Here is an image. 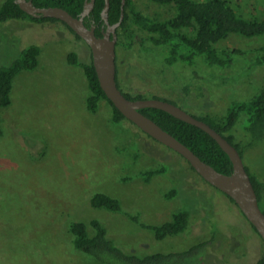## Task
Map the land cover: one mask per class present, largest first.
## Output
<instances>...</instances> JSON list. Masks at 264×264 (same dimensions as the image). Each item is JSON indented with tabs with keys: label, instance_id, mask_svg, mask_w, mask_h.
<instances>
[{
	"label": "rangeland",
	"instance_id": "rangeland-1",
	"mask_svg": "<svg viewBox=\"0 0 264 264\" xmlns=\"http://www.w3.org/2000/svg\"><path fill=\"white\" fill-rule=\"evenodd\" d=\"M228 1L246 18H264V0ZM133 3L155 20L174 13L170 5L151 0ZM132 28L143 42L116 46L125 93L156 96L193 116L220 120L232 101H246L264 89V64L256 62L264 35L222 40L219 49L242 52L225 67L208 66L203 58L191 66H167L161 54L167 47L152 48L146 42L149 34ZM33 44L41 47L37 68L14 78L11 105L0 108V264H100L74 248L69 232L70 222L94 218L110 238L140 256L210 240L207 264H255L263 257V240L240 209L184 157L128 120L112 123L111 106L104 100L95 113L87 110L84 72L69 63L68 55L77 52L81 62H90L91 51L63 23L3 22L0 67ZM243 124L233 134L244 147L245 167L264 182V140L248 145ZM160 167L166 171L149 181L139 177ZM171 189L176 196L166 198ZM97 192L119 199L123 212L93 208L90 198ZM260 205L264 211V192ZM179 209L190 213L181 235L158 241L140 225H160Z\"/></svg>",
	"mask_w": 264,
	"mask_h": 264
},
{
	"label": "trees",
	"instance_id": "trees-1",
	"mask_svg": "<svg viewBox=\"0 0 264 264\" xmlns=\"http://www.w3.org/2000/svg\"><path fill=\"white\" fill-rule=\"evenodd\" d=\"M151 1L173 7V16L165 20H155L137 10L133 0H125L123 6L124 17L117 28L118 41L116 46L121 43L126 47H130L137 40L141 43L143 42L132 28V24L136 25L140 30L149 34L150 37L146 41L150 44H148L149 46L156 49L167 47V50L161 53L167 66H172L178 62L191 66L195 65L199 58H203L208 66L225 67L233 62L234 56L240 55L242 52L239 49H219L217 45L222 40L231 35H240L247 38L264 35V18H246L238 14L235 7L228 0ZM32 2L36 7L41 8L61 7L73 17H79L83 11L85 0H32ZM104 4L105 0H95L93 9L84 18V23L88 28H90L89 26L92 22L94 23L96 26L95 34L98 37L102 36L100 29L105 26V22L101 17ZM121 5L122 0H109V24L112 25L119 21ZM11 19L35 23H63L55 18L33 17L23 11L15 0H3L0 5V25ZM65 26L77 39L82 40L72 29L67 25ZM122 38L125 40L124 42L121 41ZM40 52V46L30 45L23 49L20 55L10 64L0 67V108L11 105L14 78L22 71H33L36 69ZM259 52L256 62L264 64V45L259 48ZM68 61L70 64L80 67L84 72L89 90L85 100L87 110L95 113L100 102L104 100L111 106L112 123L119 124L127 120L107 98L101 88L92 58L90 62H81L77 52H71L68 55ZM116 81L121 89L118 80V70L116 71ZM122 92L128 99L144 98L142 95L132 96L123 90ZM153 98L158 97L154 96ZM139 111L186 145L201 160L214 167L217 171L224 174H230L233 171L229 156L202 129L158 108H143ZM197 118L203 120L224 136L243 156L244 147L236 142L233 130L242 120L244 121L242 128L251 138V142L248 145L264 140V89H259L255 95L246 101H232L227 108L226 114L220 120H214L210 116ZM246 170L257 193L260 205L264 192V182L254 173H251L247 167ZM165 171V167L155 168L140 172L139 177L149 181L155 175ZM176 194L177 190L171 189L165 194V197L173 198ZM224 195L234 203L226 194ZM90 205L95 209H105L114 213L123 212L120 200L103 192L94 193L90 198ZM131 219L138 221L137 217L134 216ZM189 219V211L179 209L171 215L168 221L160 225H140L151 230L155 239L161 241L169 236H178L185 233L189 227ZM250 225L256 231L251 223ZM69 232L72 235L74 248L84 255L95 259L100 264H207L206 254L211 243L210 240L202 241L182 250L146 253L140 256L127 251L114 239L110 238L107 229L98 219H91L88 223L72 221L69 224ZM255 264H264V255Z\"/></svg>",
	"mask_w": 264,
	"mask_h": 264
},
{
	"label": "water",
	"instance_id": "water-1",
	"mask_svg": "<svg viewBox=\"0 0 264 264\" xmlns=\"http://www.w3.org/2000/svg\"><path fill=\"white\" fill-rule=\"evenodd\" d=\"M94 1L85 0L84 8L80 16L73 17L61 7L41 8L36 7L32 0H15L27 14L36 18L49 17L58 19L79 35L90 48L92 63L97 73L100 86L114 106L127 120L136 125L141 131L184 157L194 171L207 183L232 199L246 219L256 229L264 243V212L259 205L257 193L238 149L209 124L189 114L170 101L159 98L132 100L124 95L116 81V44L118 40L117 28L120 26L124 17L123 6L125 0H122L119 21L112 25L108 22L109 0H105L101 17L107 25V29L100 37L95 34V26L88 28L84 23V18L93 9ZM151 107L164 110L174 117L192 124L209 134L229 156L233 165V171L230 174L217 171L214 167L201 160L186 145L139 111L140 109Z\"/></svg>",
	"mask_w": 264,
	"mask_h": 264
},
{
	"label": "flooded vegetation",
	"instance_id": "flooded-vegetation-1",
	"mask_svg": "<svg viewBox=\"0 0 264 264\" xmlns=\"http://www.w3.org/2000/svg\"><path fill=\"white\" fill-rule=\"evenodd\" d=\"M91 26H95L93 22L90 24L89 27H91ZM95 29H96V26H95ZM106 29H107V25L105 24V26H102L101 29H100L101 33L103 34L106 31Z\"/></svg>",
	"mask_w": 264,
	"mask_h": 264
}]
</instances>
